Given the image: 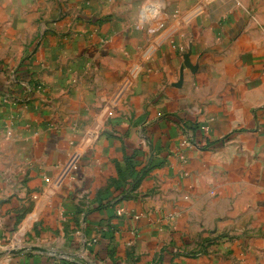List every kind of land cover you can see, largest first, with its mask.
Returning <instances> with one entry per match:
<instances>
[{
	"label": "crops",
	"instance_id": "1",
	"mask_svg": "<svg viewBox=\"0 0 264 264\" xmlns=\"http://www.w3.org/2000/svg\"><path fill=\"white\" fill-rule=\"evenodd\" d=\"M256 9L0 0V264H264Z\"/></svg>",
	"mask_w": 264,
	"mask_h": 264
},
{
	"label": "rangeland",
	"instance_id": "2",
	"mask_svg": "<svg viewBox=\"0 0 264 264\" xmlns=\"http://www.w3.org/2000/svg\"><path fill=\"white\" fill-rule=\"evenodd\" d=\"M249 21L252 23V29L250 32H255L262 34L264 39V10L256 9L252 13V16L249 17ZM264 44V41H262ZM3 106L2 112L0 114V183L5 184L10 180H14L19 171L21 164L23 163V157L26 155L23 153L22 146H14L13 141L16 140V144H18L17 138L13 137L12 133V124L6 121V111L5 104L6 99L3 98ZM15 139V140H13ZM11 145H13L14 149H12ZM13 151V153H12ZM13 154V157L11 155Z\"/></svg>",
	"mask_w": 264,
	"mask_h": 264
},
{
	"label": "built area",
	"instance_id": "3",
	"mask_svg": "<svg viewBox=\"0 0 264 264\" xmlns=\"http://www.w3.org/2000/svg\"><path fill=\"white\" fill-rule=\"evenodd\" d=\"M162 28H163V25H160V26H158V28H156V29H150V30H149V33L154 34V33H156L157 31L161 30ZM123 212H124V210H119V213H120V214L123 213Z\"/></svg>",
	"mask_w": 264,
	"mask_h": 264
},
{
	"label": "water",
	"instance_id": "4",
	"mask_svg": "<svg viewBox=\"0 0 264 264\" xmlns=\"http://www.w3.org/2000/svg\"><path fill=\"white\" fill-rule=\"evenodd\" d=\"M23 251H45V250L37 248V247H32V248L21 250L20 252H23Z\"/></svg>",
	"mask_w": 264,
	"mask_h": 264
},
{
	"label": "trees",
	"instance_id": "5",
	"mask_svg": "<svg viewBox=\"0 0 264 264\" xmlns=\"http://www.w3.org/2000/svg\"><path fill=\"white\" fill-rule=\"evenodd\" d=\"M139 177H140V174H139Z\"/></svg>",
	"mask_w": 264,
	"mask_h": 264
}]
</instances>
